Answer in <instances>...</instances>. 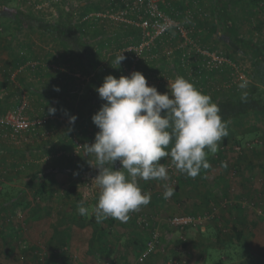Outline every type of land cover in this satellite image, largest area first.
I'll return each instance as SVG.
<instances>
[{
	"label": "rangeland",
	"instance_id": "1",
	"mask_svg": "<svg viewBox=\"0 0 264 264\" xmlns=\"http://www.w3.org/2000/svg\"><path fill=\"white\" fill-rule=\"evenodd\" d=\"M71 1L80 4L87 0ZM88 1L91 4L95 2L98 6L109 3L112 7L109 15L102 22L106 21L104 25L109 26L110 30L112 28L113 32L98 34L108 30L98 23L100 30L89 34L90 38L93 37L91 34L94 35L93 39L96 38L91 44V52L95 58L105 60L103 65L109 63L106 58L115 50L128 47L129 45H125L130 42L131 45H139V41H142L141 37L142 39L146 37V40L151 38L141 35L140 18L145 12H140L138 16L137 9H134L142 0ZM230 1V7L238 18L240 35L264 45V0ZM3 3L24 8L43 18L58 20V9L63 7L65 0H0V4ZM128 3L131 6L128 7ZM159 5L160 10L171 16L177 26H184L194 31L191 36L194 42L192 46L185 43L181 31L176 27L171 29L168 35L154 37L152 44L147 49H142L145 54L141 60L145 62L153 61L147 60L148 57L152 58L150 54L153 51L166 50V56L160 57V52L154 56L155 68L164 67L163 65L172 67L173 75L172 73L169 77L163 75L161 77L163 82L161 81L157 86V89L161 86L159 89L161 94L168 91V81H174L180 76L191 82L203 94L211 96L212 102H215L221 97L229 96L228 92H225L217 99L216 89L219 85L227 91L234 90L244 78L242 75L245 72L253 73L250 58L240 54L219 35L220 24L212 0H159ZM80 13L82 17L84 14ZM8 25L9 21L0 17V125L4 117L20 112L27 122L33 123L29 130L38 125H43L46 127L45 130H49L50 133L40 137L43 139V145H47L45 143L53 140L50 138L53 135L51 132L56 130L50 128L51 126L48 128L47 123L61 121L63 125L60 126L66 125V129L69 122L59 120L60 117H52L50 113L47 115V110L44 108L40 112V114L46 113L43 116L44 121H39L37 116L33 119L32 109L29 111L31 114H25L26 108L21 110L17 107L14 111L12 102L7 101L8 98L19 99V95L21 96L25 90L24 95L28 103L30 101L34 103L33 97L30 99L28 96L29 87H52V83L59 87L67 85L72 89L71 93L75 90L79 95L85 80L81 75L76 76L77 71L80 70L76 58L55 37L42 32L24 30L14 38L12 36L14 30L8 28ZM154 28H156L155 24ZM136 30L139 31L138 37ZM205 50L221 56L224 59L223 63L221 65L213 63L208 54H203ZM126 62L123 60L120 66L114 62L113 66L123 70L133 65V62L130 64ZM150 65L154 67L153 62ZM124 71L127 73L126 76L130 75L128 73L131 70ZM114 76L119 78L120 74ZM164 78L167 82H164ZM157 80L159 79L156 78L155 81ZM251 83L248 82L247 89ZM2 126H0V163H5L10 157L5 155V150L11 144H9V135L6 136L7 134L1 129ZM98 131L93 122L85 120L69 133L68 141L64 139L68 142V147L60 148L58 145V153L65 148L68 150L62 152L68 154L66 160L68 164L62 161L73 168L72 176L65 175V178H77L88 183L91 177L92 180L95 177L91 174V170L98 174L95 157L86 155L83 149L84 145L94 142ZM74 134L77 137H73ZM23 137L14 135L13 138L18 142ZM85 137L89 139L84 141ZM54 142L57 143L55 140ZM28 156L30 154H24L26 161L32 162V158ZM50 156L55 157L58 154L55 152ZM49 159L47 157L45 161L48 162ZM14 160L15 158L12 161ZM26 161L25 163H28ZM207 161L210 167L203 169V176L197 175L191 178L179 173L171 165L170 157L162 158L160 163L166 167L169 180H139L142 194H150V203L142 206L138 211L130 212L126 222L113 218L105 219L99 224L103 228L101 232L98 230V235L100 234L101 237L99 241L104 243L106 249L110 247V251L116 249L113 245L121 247L122 244H133L139 251V258L141 248L147 244L150 234L154 232L158 234L159 243L155 245L147 259L148 262L155 260L158 264H264V176L256 173L257 169L261 167L264 169V112L248 113L233 122L228 127V135L219 142L217 152L208 153ZM236 163L240 167H245V170L236 169ZM79 165L88 168L79 170ZM247 177L252 178L251 183L247 184L245 180ZM92 180L95 201L91 209L94 210L99 189ZM165 184L174 189V194L168 199L163 198ZM179 184L181 187L176 194L175 187ZM36 187L37 185L31 189V192L35 193ZM0 189L3 187L0 186ZM0 193L3 194L2 191ZM87 200L91 201V199ZM6 214L5 210L0 213V264H29L32 260L27 259L26 254L31 247L27 241L11 236L9 228L4 226V221L2 222L5 217L7 218ZM93 217L95 218V213ZM181 217H196L197 221L184 226L173 222L175 218ZM144 223H148L146 227ZM100 254H103L101 249ZM36 257L38 263L42 264L43 256L40 255V251H37ZM105 257L107 259L99 264L122 263L120 248L114 253L108 252Z\"/></svg>",
	"mask_w": 264,
	"mask_h": 264
},
{
	"label": "crops",
	"instance_id": "2",
	"mask_svg": "<svg viewBox=\"0 0 264 264\" xmlns=\"http://www.w3.org/2000/svg\"><path fill=\"white\" fill-rule=\"evenodd\" d=\"M79 5V22H84L82 25H84V29L88 35L100 30L97 26L98 23L103 27H107L104 25L106 21L102 22V20L109 15V10L112 8L111 4L108 3L105 6H98L95 2L91 4L90 1L87 0ZM80 12L84 14L82 17ZM107 29V32L104 30L98 34L102 35L103 33L113 32L111 31L112 28L110 30L109 26ZM136 32L138 33L136 37H138L139 31L136 30ZM141 32V35L144 36L142 29ZM91 36L94 37L93 34H91ZM140 40L143 42L146 38L142 39L141 37ZM128 45H131V42L125 46ZM157 52H160V57L161 55L166 56V50L160 51L159 49L150 54L152 57L151 59L147 56L149 58L147 60L153 61L145 62L144 60H141L135 62L132 57H128L125 59L127 61L126 63L130 64V62H133L132 66H127L123 68V70L114 66L113 68H106L103 71L102 80L104 81V78L108 75L114 76L115 74H120V76H122L123 74V76H126L127 73H125L124 70L127 72L131 70L128 74H131L134 71H139L145 76L149 86H155L157 88L158 84L161 83V81L163 82V78L161 79V77L163 75L169 77L171 76L170 73H172V67L169 65H163L164 67L157 66L155 68L156 61H154V58L156 57L154 56ZM143 54L145 53L143 52ZM152 62L154 67L150 65ZM136 66L137 68L135 69ZM167 66H169V68H167ZM251 71L252 68L250 72ZM77 72L76 76H80L81 71L78 70ZM251 74L245 72L242 76L244 79H247L248 82H252ZM117 76L114 77L118 79ZM156 78L159 80L155 81ZM153 79L154 81H152ZM84 80L86 83L85 78ZM164 82H167L165 78ZM68 86L72 85L68 84ZM160 87L161 86L157 89L158 92ZM32 88L46 89L47 87L38 86ZM32 88L29 87L28 96H30V99L33 97V101H35L34 103H31V101L28 103L29 101H27L24 95L25 90L22 92L21 96L19 95V99L8 98L7 101L12 102L11 106H13L14 111L17 107L21 110L26 108L27 111L25 114H29V111L32 109L34 115L30 114L34 116L33 119L39 118V121H44L43 116H45L46 113L47 115L49 114V108H55V114H52L53 116H51L56 118L60 117L59 120L69 122V115L61 101L52 99L46 100L44 96L46 94L34 92L31 90ZM49 88H52L55 91H57L56 89H59L58 92L77 95L75 90L71 93L72 89H69L67 85L59 87V85L57 86V84L55 85L52 83V87ZM83 88L80 94L82 93ZM216 90L218 99V97L224 95L225 92H228L229 95H236L243 93L246 89L241 90L238 87H235L234 90L227 91L224 87L219 85ZM22 96L24 98H22ZM18 104L20 105L18 106ZM43 108L47 111L46 113L42 112L40 114ZM35 116L37 117L35 118ZM60 124H62L61 121L47 123L48 128L51 126L50 128L56 129L53 133L51 132V135L53 134L52 137L48 136L53 138V140L48 143L44 142L47 145H43V139L40 138L41 136H46L49 132V130H45L46 127L43 125H38L32 130H24L17 134L11 132L13 131L11 128L2 126L1 129L7 134L6 136L9 135V144H11V146L5 150V155L7 154L10 157H8V160H6L5 163H0V186L3 187V189H0V191L3 192V194L0 193V213L4 210L5 213H7L5 215L7 218L5 217L2 220V222L4 221V226L9 228L11 236L14 235L17 239H22L29 243L31 249L30 251L27 250L28 252L26 254L27 259L31 258L32 260L29 264H39L36 257L37 251H40V255L43 256L42 264H99L107 259L105 255H108V252L114 253L116 249L119 250V248L122 254V259L120 260L122 261L121 264H139L137 262L139 251L136 250L135 245L130 243H127V245L122 244L121 247L113 245L116 249H111L112 251H110V247L106 249L104 243L99 241L101 237L99 236L100 234L98 235V230L101 232L103 228L99 226L100 223H96V219L93 217L94 210L91 209V207L94 206L93 201H95L93 191L94 186L92 183H86V181L84 182L77 178H65V175L72 176L73 173V168L68 166V163L66 162L68 154L62 153L68 150L65 148V150H61V152L58 153V145H60V148L68 145V135L71 131L75 130L76 126H72L69 122L65 129L66 125L63 127L60 126ZM14 135H18L20 138L24 136L25 138L23 137L21 141L15 142V139L13 138ZM74 136L77 137L75 134L73 137ZM65 138L67 141L64 140ZM76 139L79 140L78 138ZM54 140L57 141V143L54 142ZM55 152L58 156H50ZM24 154H30L28 157L32 158V160L30 159L32 162L26 161L27 159L24 158ZM47 157L50 158L48 162L45 161ZM14 158L15 160L12 161ZM25 161L28 163H25ZM14 162L16 163L14 164ZM260 164L261 163H259V166ZM236 167L238 170H245V167H240L237 163ZM87 168L88 167H82L81 165L78 167L79 170H87ZM256 173L264 176V169L261 167L256 170ZM245 180H247V184L252 182V178L249 179V177ZM36 185L37 187L34 189L35 193L33 191L31 192V189L35 188ZM74 186L77 188L76 191L70 193L74 189ZM225 186L226 188L228 187L227 184ZM88 188L92 189V193H88ZM41 190H43L42 193H40ZM87 199H91V201L89 202ZM81 204L88 209V215L80 216L78 214V207ZM96 225L100 228H96ZM100 249L103 254H100ZM89 255L92 256L89 257ZM156 263L155 260H153L150 262L147 261L145 264Z\"/></svg>",
	"mask_w": 264,
	"mask_h": 264
},
{
	"label": "clouds",
	"instance_id": "3",
	"mask_svg": "<svg viewBox=\"0 0 264 264\" xmlns=\"http://www.w3.org/2000/svg\"><path fill=\"white\" fill-rule=\"evenodd\" d=\"M124 59L121 54L115 63L120 66ZM168 82V91L161 94L141 72L134 71L118 79L108 75L95 89L105 103L92 116L99 129L95 140L83 148L86 155L95 157L98 169L92 180L99 189L94 208L97 223L107 218L126 222L130 212L148 205L150 194H142L138 181L169 180L162 158L170 157L179 173L195 178L201 168L210 167L208 153L215 154L228 135L221 108L211 96L184 77ZM247 87L248 80L242 78L238 88ZM247 97L243 92L241 101L247 102ZM55 111L49 108L50 114ZM76 119L70 116L69 122L74 124ZM116 161L120 170L113 169ZM173 194L174 189L165 184L163 198ZM78 214L86 216L88 209L81 204Z\"/></svg>",
	"mask_w": 264,
	"mask_h": 264
},
{
	"label": "trees",
	"instance_id": "4",
	"mask_svg": "<svg viewBox=\"0 0 264 264\" xmlns=\"http://www.w3.org/2000/svg\"><path fill=\"white\" fill-rule=\"evenodd\" d=\"M212 2L214 3L216 17L220 24L219 35L223 40L233 46L236 51L250 58L253 65V73L251 74L252 83L250 87L245 90L248 94L247 102L241 101L242 93L221 97L214 102L219 104L221 108L220 114L223 120L227 122V127H229L242 115L259 111L264 112V45L258 44L253 39L245 38L240 35L238 18L230 7V0H212ZM79 10V4L71 0H65L63 7L58 9V20H52L35 15L24 8L9 6L5 3L0 4V17L9 21L8 28H13L14 32L12 36H14V38L24 30L46 33L47 35L55 37L56 40H58L78 61L81 71L80 74L86 79V83L80 95L58 92L49 87L46 89H34L31 87V90L34 92L46 94L44 95L46 100L52 99L61 101L69 117L73 115L77 117L74 124L71 123L72 126L83 124L87 119L91 121L92 116L98 112L101 105L105 103V101L100 99L95 89L102 85L103 71L106 68H113V63L116 57L120 55L121 50L118 49V51L115 50L114 53H110L108 58H106L109 60V63L105 65H103L105 61L103 58H95L91 52V44L94 39L90 38L84 29V25H82L84 22H79ZM139 14L140 13H138V16ZM128 57H131V55L125 57V59ZM88 139V137L83 138L84 141ZM120 168L121 165L119 161L114 162L113 169L120 170ZM203 169L204 168H201L198 176H203ZM96 172H98L97 168ZM91 174H95V171L93 172L92 170ZM180 187L181 184L175 187L176 194L179 192ZM76 189L77 188L74 186V189L70 193L75 192ZM42 191L43 190H41L40 193H42ZM147 224L148 223H144V227H146ZM96 228L100 227L96 225ZM153 236L154 232L150 234V240L153 239ZM148 242L141 248L140 255L147 249ZM157 243H159V239L155 242V245H157ZM149 256L144 262L138 261V263L145 264Z\"/></svg>",
	"mask_w": 264,
	"mask_h": 264
},
{
	"label": "built area",
	"instance_id": "5",
	"mask_svg": "<svg viewBox=\"0 0 264 264\" xmlns=\"http://www.w3.org/2000/svg\"><path fill=\"white\" fill-rule=\"evenodd\" d=\"M127 6L129 7L131 5L128 3ZM159 6V0H142L140 5H135L136 8L134 7V9H137L138 13L145 12L144 16H141L140 18L141 20L139 26H141L144 35L150 36L151 38L139 43V45H129L128 47L121 49L120 55L122 54L124 57L131 55V57L136 62H138L143 58L144 55L142 49H147V47L150 46L154 41V37H163L167 35L171 29L176 27H178L179 31H181V35H183L182 37L184 38L185 43L191 46L194 45L193 38L191 37L194 32L193 29H187L184 26H177L174 19L167 13L161 11ZM126 11L128 12V10ZM154 24L156 25V28H154ZM203 54H208L210 60L213 61V63L215 64L221 65L223 63L224 59L219 55H215V53L211 54L208 50H205ZM1 123V125H3L4 127L11 128L15 133L27 130L30 126L33 125L32 122H27L24 117L21 116L20 112H17L15 115L12 116L4 117L1 120ZM91 180L92 177L90 178L88 183H92ZM91 192L92 189L89 190V193ZM195 221H197L196 217H181L175 218L173 220L174 223L181 224L182 226L189 223H194ZM158 239V234L154 233L153 239L148 242L147 249L144 250V252L139 256V262H144L146 258L150 254H152L155 247V242H157Z\"/></svg>",
	"mask_w": 264,
	"mask_h": 264
}]
</instances>
